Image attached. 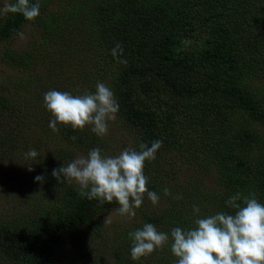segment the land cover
<instances>
[{
  "label": "trees",
  "instance_id": "trees-1",
  "mask_svg": "<svg viewBox=\"0 0 264 264\" xmlns=\"http://www.w3.org/2000/svg\"><path fill=\"white\" fill-rule=\"evenodd\" d=\"M43 1L30 0L40 6ZM90 10L95 31L92 39L83 47L81 41H56L60 64L56 59L49 61L46 71L48 80L49 76H57L54 82L45 83L61 92L80 95L95 92L96 84L104 82L119 104L116 120L136 134L131 148L139 150L141 143L151 146L160 140V149L189 145L186 150L190 151L194 143L199 152L197 163L205 162L204 168L212 163L218 177V188L210 194V207L202 200L196 202L197 187L193 183L188 190L195 201L192 214L170 205L142 211L143 223L137 222L132 230L127 228L120 238L121 248L114 249L115 261L133 264L128 257L132 248L129 233L146 223L190 229L210 209L234 214L226 201L237 192L255 193L264 204V140L254 124L258 121L264 125V97L249 83V77L258 76L264 91V0H94ZM24 21L21 14L0 17V39L11 37ZM82 32L72 31L67 40L81 39ZM117 43L123 47L119 59L126 60V64L111 54ZM40 49L37 43L24 49L12 47L3 52V58L13 67H23L42 52ZM89 60L100 67L95 83L88 78ZM65 62L70 64L66 75ZM161 99L176 100L177 107L167 122L160 110L169 103ZM18 101L9 91L0 89V164L11 160L33 168L28 171V186L34 191L26 195L27 199L38 193L56 196L38 211L33 209L25 215L9 219L0 213V253L19 264H48L51 251L68 234L84 224L94 226L92 221L101 208L116 207L118 203L101 205L97 200H88L79 195L78 185L57 183L52 176L53 169L71 162L72 147L87 153L93 148L104 152V139L93 133L91 126L73 130L60 124L64 144L46 153L34 146L16 151L13 121L17 120H12L10 114ZM161 103L164 105L158 109ZM177 115L181 124L183 120L189 123L199 136L184 140L177 135L173 130ZM30 149L39 154L34 160L25 156ZM149 164L145 162L144 174ZM151 165L158 167V163ZM37 175L44 177L42 183L35 181ZM167 188L171 195L166 197L174 200L175 188ZM162 195L165 197L163 190ZM193 206L199 207V214L193 212Z\"/></svg>",
  "mask_w": 264,
  "mask_h": 264
},
{
  "label": "rangeland",
  "instance_id": "rangeland-1",
  "mask_svg": "<svg viewBox=\"0 0 264 264\" xmlns=\"http://www.w3.org/2000/svg\"><path fill=\"white\" fill-rule=\"evenodd\" d=\"M11 1L7 0L9 3ZM93 1L44 0L40 6V15L35 20L24 21L21 28L11 37L0 39V89L9 91L16 99H19L14 112L10 114L12 120H17L16 123L13 121L14 132L17 137L13 141L16 143L15 149L18 153L30 146L46 153L52 147L65 143L63 134L60 131L54 132L49 127L53 117L45 106L44 94L50 90H61L55 88V85L51 87L45 83L48 80L46 65L49 67L48 62L55 59L60 64L57 58L58 47L55 45V42L59 39L61 43L81 41L80 46L82 47L88 40L92 39L95 31L94 25L91 23L90 6ZM4 2L5 0H0V6ZM73 9L76 12H73ZM44 25L45 28L43 29ZM78 29L84 31L81 39L67 40V36L72 31L77 30L78 32ZM34 43L41 45L39 51L42 52H38L37 56L27 63V66L13 67L4 60L3 52L7 49L12 47L24 49ZM76 53L79 54L80 52ZM87 62L88 78L95 83L99 81L100 67L96 62L92 63L90 60ZM69 67L70 64L65 62L63 66L64 75H66ZM56 76H49L48 81L54 82ZM249 83L264 97V91L260 89L263 84L262 79L258 76H251L249 77ZM55 84L58 86L60 84L59 80ZM161 102L169 103L168 106L163 108L161 107L164 104H158V109L161 108L160 112L165 115V121L167 122V119L171 116L170 112L174 107H177L175 105L176 100L165 101L161 99ZM174 122L173 130L182 139L189 140L199 136L198 131L192 128L189 123H184L183 120L181 124L179 115L174 119ZM254 124L258 134L264 140V125L258 121ZM59 125L58 123L57 127ZM3 127L2 125L1 128ZM134 133L132 129L126 128L116 119L109 121V132L103 137L105 145L102 154L116 156L123 149L132 147V142L136 137ZM193 145L195 144L193 143ZM193 145H191L190 151L186 150L189 145H185L183 148L178 146L170 150L160 149L156 152V158L151 162L149 161L150 164L145 170V176L148 177L147 188L160 197L157 205L153 206L145 194L141 207L135 210L136 215L134 217L121 216L116 211L119 205L101 208L92 221L96 224L94 226L84 224L77 232L68 234L61 241V244L51 251L48 264H118L115 261L114 249L118 246L121 248L120 238L125 236L127 228L132 230L139 224L137 222L143 223L142 211H151L153 207L159 208L170 205L173 209L188 210L189 214H192L191 205L195 201L191 199L190 191H188L189 184L196 183V202L202 200L206 207H210V200L213 196H210V194L214 192L215 188H218L216 168L212 163L207 168H204L205 162L197 163L196 153L199 152L196 151ZM72 149H70L71 161L79 155L87 156V152L80 148L74 150V147H72ZM151 163H158V167L154 168ZM0 179V213L5 218L10 219L16 215H25L28 211L31 213L33 209L38 211L49 199L56 196L47 195V197H44L38 193L32 199L26 198V195L34 190L28 186V168L25 167L24 162L15 163L11 160L2 162L0 164ZM72 183L77 185L74 181ZM167 187L175 188L176 194H179L182 199L170 200L168 197H164L162 190ZM187 201H190V203ZM218 212L220 211L210 209L203 213L200 218ZM106 218L110 219L111 223H104ZM157 229L169 233V235L172 230L169 226L168 228L157 226ZM128 254L126 255L133 264H176L177 260L171 252L170 242L162 250L158 249L136 261L132 260L131 253ZM0 264L19 263L0 253Z\"/></svg>",
  "mask_w": 264,
  "mask_h": 264
},
{
  "label": "clouds",
  "instance_id": "clouds-1",
  "mask_svg": "<svg viewBox=\"0 0 264 264\" xmlns=\"http://www.w3.org/2000/svg\"><path fill=\"white\" fill-rule=\"evenodd\" d=\"M8 13L21 14L26 20L33 21L40 15V5L30 0L13 3L5 0L0 6V17ZM111 54L119 63H127L119 59L123 55L120 43ZM44 102L53 117L49 123L52 131H59L58 123L73 130L91 126V131L98 137L108 134L109 121L116 119L119 110L114 92L103 82L96 84L95 92L80 95L50 90L44 94ZM161 147L162 141L156 140L151 146L141 143L139 150L125 148L116 156L103 155L100 148H93L87 156L79 155L66 166L53 169L52 176L57 183L74 181L81 197L97 200L101 205L115 201L119 205L116 211L121 216L134 217L145 194L153 206L159 203L160 197L147 188L144 166L146 161L156 158ZM38 155L35 149L25 153L26 158L33 160ZM28 171L33 168L29 166ZM35 181L42 183L44 177L37 175ZM163 191L165 196L171 195L168 188ZM174 199L182 197L177 194ZM226 204L235 210L234 214L218 212L197 218L194 227H174L170 235L159 231L152 223L144 224L141 229L129 233L132 260L162 250L170 242L176 264H264V204L257 200L255 193L244 195L240 192L229 197ZM193 212L199 214V207L193 206ZM104 223L111 221L106 218Z\"/></svg>",
  "mask_w": 264,
  "mask_h": 264
}]
</instances>
